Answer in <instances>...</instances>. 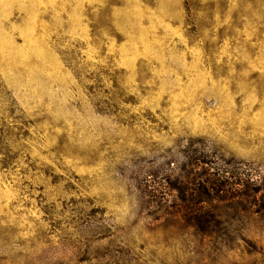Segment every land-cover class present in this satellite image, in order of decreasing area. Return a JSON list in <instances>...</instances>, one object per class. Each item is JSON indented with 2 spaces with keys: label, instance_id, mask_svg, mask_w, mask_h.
<instances>
[{
  "label": "rangeland",
  "instance_id": "374dc122",
  "mask_svg": "<svg viewBox=\"0 0 264 264\" xmlns=\"http://www.w3.org/2000/svg\"><path fill=\"white\" fill-rule=\"evenodd\" d=\"M202 153L264 180V0H0V264H264Z\"/></svg>",
  "mask_w": 264,
  "mask_h": 264
},
{
  "label": "trees",
  "instance_id": "16d2710c",
  "mask_svg": "<svg viewBox=\"0 0 264 264\" xmlns=\"http://www.w3.org/2000/svg\"><path fill=\"white\" fill-rule=\"evenodd\" d=\"M170 162H168L169 166ZM232 162L226 163L228 168ZM191 165L195 166L197 172L194 179L190 181L197 187V205L190 207L188 205L190 200L183 195L180 198L182 204L177 207V210H182L183 219L195 236L209 237L215 232L210 227L211 221L220 222V220L214 202L225 200L228 195L237 198L244 196L249 202V214L264 217L263 178L249 177L242 181L234 170L229 171L219 167L215 157L207 153H202L197 162H192ZM242 186L245 189H242Z\"/></svg>",
  "mask_w": 264,
  "mask_h": 264
}]
</instances>
